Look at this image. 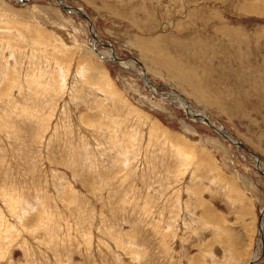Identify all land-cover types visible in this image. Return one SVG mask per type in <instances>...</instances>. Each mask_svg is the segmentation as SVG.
<instances>
[{
	"label": "rangeland",
	"instance_id": "1",
	"mask_svg": "<svg viewBox=\"0 0 264 264\" xmlns=\"http://www.w3.org/2000/svg\"><path fill=\"white\" fill-rule=\"evenodd\" d=\"M60 1L0 0V264H264V0Z\"/></svg>",
	"mask_w": 264,
	"mask_h": 264
},
{
	"label": "bare ground",
	"instance_id": "2",
	"mask_svg": "<svg viewBox=\"0 0 264 264\" xmlns=\"http://www.w3.org/2000/svg\"><path fill=\"white\" fill-rule=\"evenodd\" d=\"M19 1H21V0H19ZM53 1H55L56 2V0H53ZM59 2V3H58ZM58 2H56L57 4H61V5H64L65 7H67V8H65V9H67V11H69V12H72L73 14H75V15H80V14H78V12L76 11V10H74V8H76V9H78L79 11H82V13H84L85 14V12L81 9V8H79V7H72V6H69L68 4H66V3H64L63 1H60V0H58ZM188 6V5H187ZM187 8V7H186ZM262 9V8H261ZM86 15V14H85ZM87 16V18L89 19V17H88V15H86ZM86 20V19H85ZM90 20V19H89ZM178 21V20H177ZM142 22V21H141ZM89 25V32H90V34H92L91 36H93V35H95V33L93 32V27H92V23H91V25L90 24H88ZM191 28V27H190ZM225 33H228V31H225ZM229 34H233V32L231 31V30H229ZM95 36H93V38H94ZM102 45V44H101ZM105 47L107 46V44H103ZM102 45V46H103ZM109 46V45H108ZM106 47V48H109V47ZM94 48H96V46H94ZM110 49V48H109ZM109 49H108V51H109ZM97 54H100L98 51H97ZM104 56H108V57H113L114 58V60H115V62L118 64V62H120L121 60L122 61H124V62H120V64L122 65V66H124V67H126L127 66V68H130L131 67V65L133 64V63H135L134 62V60L133 61H127V60H123V59H121V58H119V57H117L115 54H113V51L112 50H110V52L109 53H107V54H104ZM103 58H105V59H108L107 57H103ZM111 59V58H110ZM113 61V60H112ZM133 66V65H132ZM135 70V69H134ZM135 72L137 73V75H139V77L143 80V82L144 83H146L149 87H151V88H153L154 89V91L157 93L158 92V94L159 93H162V92H159V91H157L155 88H156V85L147 77V75L144 73V72H142V71H140V70H135ZM158 88V87H157ZM169 94V93H168ZM168 94H166V95H164V96H166V97H169L168 96ZM170 95H172V94H170ZM174 95L175 96H177L178 97V99H177V102L181 105V107H183V109H184V111L186 112V115L188 116V117H190V118H196V119H200V120H205V124H207V125H209V127H211L213 130H215L216 132H218L219 134H221L223 137H225L226 139H228V140H230L231 142H233V143H235L236 145H238V146H241V143L240 142H238L237 140H235V142L228 136L227 137V135H230V132H228V131H226L225 129H220L219 127H215V125L212 123V122H210V120H208V118H207V115L205 114V113H203V112H201V111H195V110H193L190 106H189V104H188V102L185 100V99H183L182 97H180V96H178V94H176V93H174ZM175 96H173V97H175ZM189 113V114H188ZM199 114H201L202 116H200ZM223 132H227L228 134H225V133H223ZM252 156V155H251ZM254 161H255V166L257 167V169L258 170H260V173L264 176V172L262 171V169H261V167H260V160H259V158L257 157V156H254ZM262 225H260L259 226V241H258V243L259 242H262ZM254 259H252L251 261H253V260H255V262H256V260H257V252L254 254ZM250 261V262H251ZM249 262V263H250ZM255 262H253V263H255ZM253 263H251V264H253Z\"/></svg>",
	"mask_w": 264,
	"mask_h": 264
},
{
	"label": "water",
	"instance_id": "3",
	"mask_svg": "<svg viewBox=\"0 0 264 264\" xmlns=\"http://www.w3.org/2000/svg\"><path fill=\"white\" fill-rule=\"evenodd\" d=\"M56 2H58V0H56ZM59 3V2H58ZM60 6L62 7V8H67V7H65L64 5H61L60 4ZM65 10H67V9H65ZM74 10H76L77 12H78V14H80L81 16H83L88 22H89V24L91 25V21L87 18V16L84 14V13H82V11H79L78 9H76V8H74ZM253 262H255V260H253V261H251L249 264H251V263H253Z\"/></svg>",
	"mask_w": 264,
	"mask_h": 264
}]
</instances>
